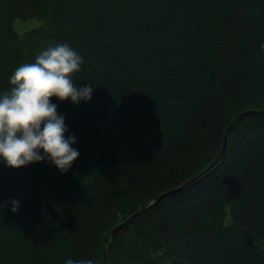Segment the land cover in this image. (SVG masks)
Segmentation results:
<instances>
[{"label":"trees","instance_id":"1","mask_svg":"<svg viewBox=\"0 0 264 264\" xmlns=\"http://www.w3.org/2000/svg\"><path fill=\"white\" fill-rule=\"evenodd\" d=\"M57 42L95 85L50 97L80 154L0 162V264H264V0H0V91Z\"/></svg>","mask_w":264,"mask_h":264},{"label":"clouds","instance_id":"2","mask_svg":"<svg viewBox=\"0 0 264 264\" xmlns=\"http://www.w3.org/2000/svg\"><path fill=\"white\" fill-rule=\"evenodd\" d=\"M264 48V42L261 43ZM83 57L67 42L49 44L34 62L20 63L9 76L11 87L0 91V162L10 168L29 163L50 162L66 173L79 157L77 136L70 131L55 96L73 104L91 100L94 84H77L72 74L79 71ZM11 211L19 209L16 197ZM63 264H96L91 258L65 257Z\"/></svg>","mask_w":264,"mask_h":264},{"label":"water","instance_id":"3","mask_svg":"<svg viewBox=\"0 0 264 264\" xmlns=\"http://www.w3.org/2000/svg\"><path fill=\"white\" fill-rule=\"evenodd\" d=\"M252 112H253V111L242 112V113H240V114L237 116V119H236V120H237V121H238V120H241L242 118H245L246 116H248V114H250V113H252ZM235 122H236V121H234L233 123H231V125L228 127V130H227V132H226V134H225V137H224V139H225V143H224V146H223V149H222V152H221V156H223V155L226 153V150H225V149H226V146H227V140H228V139H227V136H228V133H229V131L232 129V126L234 125ZM221 156H220V157H221ZM197 177H198V176H197ZM197 177L194 178V179H191V180H189V181H186V183H184L182 186L176 187V189H172V190H170V191H166L165 193L159 195V196L155 199V202L160 201V200L164 199L166 196H169V195H171V194H173V193H176V191L183 189L187 184L196 181V180H197ZM144 210H145V209L140 210L139 212L134 213V215H132L131 217H129L128 220H126V221H124L122 224H120V225L114 227V228L112 229L111 233H110V236L113 237L114 235H116V233L119 232L120 229L123 228V226H125L128 222H130L131 220H133L134 217H135L136 215H138L139 213L143 212ZM106 256H107V251L105 250V254H104V258H103V264H105L104 262H105V260H106Z\"/></svg>","mask_w":264,"mask_h":264},{"label":"rangeland","instance_id":"4","mask_svg":"<svg viewBox=\"0 0 264 264\" xmlns=\"http://www.w3.org/2000/svg\"><path fill=\"white\" fill-rule=\"evenodd\" d=\"M41 23L42 21L40 19L39 20L38 19H28V20L18 19L14 23V29L20 35H23L24 33L29 32V30L39 28Z\"/></svg>","mask_w":264,"mask_h":264}]
</instances>
